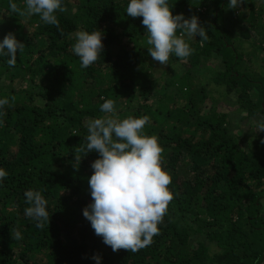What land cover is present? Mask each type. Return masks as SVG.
Instances as JSON below:
<instances>
[{
    "label": "trees",
    "instance_id": "16d2710c",
    "mask_svg": "<svg viewBox=\"0 0 264 264\" xmlns=\"http://www.w3.org/2000/svg\"><path fill=\"white\" fill-rule=\"evenodd\" d=\"M21 8L23 0H13ZM128 0H63L59 24L9 11L0 0V39L24 44L15 66L0 58V264H264V0H169L173 15L196 16L209 36L186 61L147 52L141 17ZM79 30H101L103 53L81 68ZM114 99L121 118L148 116L163 148L174 195L150 246L137 252L95 235L82 209L96 152L82 151L89 118ZM75 156L81 157L78 168ZM42 190L49 223L24 215V193ZM21 239L15 238V233Z\"/></svg>",
    "mask_w": 264,
    "mask_h": 264
},
{
    "label": "clouds",
    "instance_id": "9594fccd",
    "mask_svg": "<svg viewBox=\"0 0 264 264\" xmlns=\"http://www.w3.org/2000/svg\"><path fill=\"white\" fill-rule=\"evenodd\" d=\"M21 8L9 0V11L24 17L38 16L49 25L58 26V12L65 11L63 0H23ZM231 9H239L246 0H228ZM169 0H128L126 14L141 17L148 34L147 52L153 61L169 65L170 57L186 61L193 53L188 41L201 43L209 36L199 18H185L183 13L172 14ZM4 20L0 17V24ZM101 30H79L74 34L72 52L79 58L80 67L88 68L98 61L103 53ZM24 44L8 32L0 39V58H6L9 67L15 66L17 53ZM7 98H0V126H3L4 106ZM103 115L85 122L87 135L82 151L96 152L98 158L90 167L88 178L91 202L82 209L95 235L102 238L113 252L125 249L137 252L150 246L153 237L159 234V225L174 199L169 189L171 176L162 166L163 148L158 137L148 135L145 127L150 124L148 116L121 118L114 99H105L100 105ZM256 133L264 132V118L255 120ZM264 144V139H261ZM81 157L75 156L74 167L78 168ZM8 173L0 168V184ZM24 215L36 222L37 227L49 223L47 200L42 190L28 189L24 193ZM16 239L21 234L15 233ZM91 259L101 264L102 257L94 254Z\"/></svg>",
    "mask_w": 264,
    "mask_h": 264
}]
</instances>
